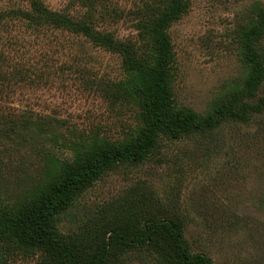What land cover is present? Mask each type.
<instances>
[{"label":"rangeland","instance_id":"rangeland-1","mask_svg":"<svg viewBox=\"0 0 264 264\" xmlns=\"http://www.w3.org/2000/svg\"><path fill=\"white\" fill-rule=\"evenodd\" d=\"M40 1L51 12L87 19L95 33L153 61L146 27L162 0ZM185 1L166 31L169 86L175 109L206 116L243 87L249 71L244 39L264 0ZM29 3L0 0V15H9L0 20V215L43 192L86 151L124 144L142 127L132 94L136 75L124 55L82 34L35 28L15 17ZM255 46L264 61V38ZM137 189L152 194L167 216L182 219L192 253L211 264H264V115L245 125L229 122L210 135L160 137L145 161L119 165L81 192L55 219V233L69 241L87 220ZM123 259L159 264L145 251ZM42 260L40 252L0 243V264Z\"/></svg>","mask_w":264,"mask_h":264},{"label":"trees","instance_id":"trees-1","mask_svg":"<svg viewBox=\"0 0 264 264\" xmlns=\"http://www.w3.org/2000/svg\"><path fill=\"white\" fill-rule=\"evenodd\" d=\"M185 2L160 1L162 9L146 27L154 51L150 63L136 58L124 46L130 44L116 42L109 34L95 33L87 19L81 21L51 12L40 0H30L28 11H18L15 17L35 28L49 25L82 34L95 44L124 55V64L136 75L132 94L142 127L124 144H103L86 151L43 192L17 211L3 212L0 243L40 252V264H125L123 256L135 251L148 252L159 264H211L207 256L190 251L183 236L182 219L167 216L166 209H161L153 195L143 189L133 190L108 213L87 220L69 241L58 237L54 229L55 219L81 192L119 165L145 161L155 151L160 137L177 141L191 134L210 135L229 122L245 125L253 117L264 115V61L255 46L264 38V11L244 39V62L249 71L243 87L223 97L206 116L174 108L169 86L172 56L166 31L185 10ZM8 16L1 14L0 20Z\"/></svg>","mask_w":264,"mask_h":264}]
</instances>
